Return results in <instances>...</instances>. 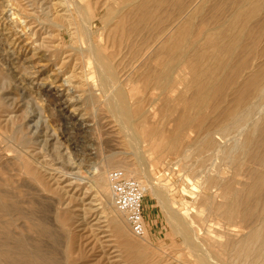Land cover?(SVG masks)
Segmentation results:
<instances>
[{
  "label": "rangeland",
  "instance_id": "rangeland-1",
  "mask_svg": "<svg viewBox=\"0 0 264 264\" xmlns=\"http://www.w3.org/2000/svg\"><path fill=\"white\" fill-rule=\"evenodd\" d=\"M76 1L0 0V205L9 207L0 214V264H204L203 259L206 264V251L218 264H234L235 258L225 255L223 247L229 242L239 245L248 230L238 221L231 224L222 216L209 217L200 204L202 194H211L215 203L223 201L217 188L210 192L204 189L209 172L220 173L226 183L234 175L233 165L222 163L216 155L203 169L193 149L187 155L171 150L167 153L157 149L150 137L141 140L152 177L168 189L173 208L193 218V229L202 230L205 252L202 247H188L146 185L144 238L132 236L125 216L115 209L108 174L120 168L118 164L110 167L108 159L114 155L132 165L139 160L131 140L135 132L149 136L159 130L164 139L174 130L177 114L165 119V98L160 92H146L139 96L146 123L139 120L141 113L134 101L129 103L134 125L129 128V123H121L109 106L113 94L100 88L89 45L80 34L84 23H90L91 30L108 39L119 18L109 25L103 22L106 0ZM79 4L86 7L89 16L86 11L82 15L77 12ZM8 10L18 14L21 21ZM125 89L131 90L130 86ZM58 99L66 104L60 105ZM262 103L256 118L264 116ZM72 114L83 121H76ZM192 133V138L197 136ZM226 138L216 136L223 148L241 139L236 133ZM188 178L192 181L189 189L195 190L197 199L184 189L183 181ZM100 183L105 187L101 189ZM115 220L125 225L126 242L140 247L139 253L126 247L113 227ZM34 257L36 262H31Z\"/></svg>",
  "mask_w": 264,
  "mask_h": 264
},
{
  "label": "bare ground",
  "instance_id": "bare-ground-1",
  "mask_svg": "<svg viewBox=\"0 0 264 264\" xmlns=\"http://www.w3.org/2000/svg\"><path fill=\"white\" fill-rule=\"evenodd\" d=\"M197 1L106 0L103 8L107 9V14L103 22L109 25L119 18L116 29L110 31L108 39L101 32L98 34L91 30L93 27L90 23L81 25L80 34L89 45L90 60L94 62L101 79L100 88L105 93L113 94L109 106L122 120L121 123H129L126 127L134 125L133 109L129 103L134 101L141 113L143 101L139 96L146 92L151 95L160 92L165 98V119L177 114L174 130L164 139H161L163 132L159 130L151 132L149 136L142 133V136L135 135L136 132L133 135L134 130H131L133 137L130 139L133 140L134 155H138V161L126 165L121 162L123 159L118 161L117 157L111 155L108 159L110 165H107L114 168L118 164L116 167L122 168L129 178L146 185L164 208L175 231L185 237L188 247H202L204 250L201 248V251L205 252L200 238L202 230L193 229V218H187L173 208L168 189H164L152 177L150 161L141 140L143 136L150 137L157 149L167 150V153L171 150L187 155L193 149L201 159L203 169L208 168L215 155L222 163L232 164V180L235 182H224L220 173L211 175L209 172L205 177L204 189L210 192L212 188H217L221 192L219 198L223 199L222 203H215V197L211 194L203 197L202 194L200 204L209 217L222 216L231 224L238 221L241 228L248 230L239 245L233 246L229 242L223 247L225 255L235 258L234 264H264V116L256 118L261 102H264V0H204L196 4ZM84 9L80 6L77 12L87 13V9ZM10 12L18 20V14ZM19 19L18 22L21 21ZM95 34H98V38ZM128 86L131 88L129 93L125 89ZM58 101L62 106L66 104L61 99ZM70 117L81 120L75 114ZM139 120L145 124L147 114L141 113ZM191 132L197 136L192 138ZM234 133L241 139L231 147H221L216 136L224 139ZM183 182L186 192L195 196V190L189 189L192 181L188 178ZM103 186L100 183L101 189ZM8 209L7 205L1 204L0 214ZM113 224L126 247L136 251L140 249L132 241L126 242L127 228L121 221L115 220ZM206 252L209 264H218L212 254ZM43 258H46V253ZM30 261L36 262V257Z\"/></svg>",
  "mask_w": 264,
  "mask_h": 264
},
{
  "label": "built area",
  "instance_id": "built-area-1",
  "mask_svg": "<svg viewBox=\"0 0 264 264\" xmlns=\"http://www.w3.org/2000/svg\"><path fill=\"white\" fill-rule=\"evenodd\" d=\"M108 182L114 207L125 216L132 236L144 238L147 232L144 203L148 194L145 186L120 169L108 174Z\"/></svg>",
  "mask_w": 264,
  "mask_h": 264
}]
</instances>
